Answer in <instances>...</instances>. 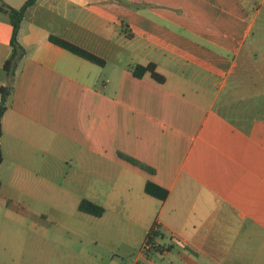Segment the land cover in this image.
Returning <instances> with one entry per match:
<instances>
[{"label": "crops", "instance_id": "0c3cea01", "mask_svg": "<svg viewBox=\"0 0 264 264\" xmlns=\"http://www.w3.org/2000/svg\"><path fill=\"white\" fill-rule=\"evenodd\" d=\"M122 17L142 50L180 60L144 62L163 83L134 77L121 60L99 77L48 39L103 56L125 49L111 38ZM10 36L0 12V86ZM18 41L26 52L2 116V158L23 167L47 141L66 161L58 194L70 204L19 186L45 209L7 200L14 213L0 223V264H264V0H36ZM146 181L167 197L146 194ZM82 199L103 214L81 212ZM68 209L79 218L62 220ZM154 225L159 248L142 253Z\"/></svg>", "mask_w": 264, "mask_h": 264}, {"label": "rangeland", "instance_id": "374dc122", "mask_svg": "<svg viewBox=\"0 0 264 264\" xmlns=\"http://www.w3.org/2000/svg\"><path fill=\"white\" fill-rule=\"evenodd\" d=\"M120 2V1H119ZM123 4V2H120ZM130 6V5H129ZM123 21L121 20L119 25L116 26L117 33L115 36H112L113 41L117 45H121L123 48H115L116 51L114 52H103L102 58L105 60L104 67L99 66L97 64H90L92 67L99 71V74L103 75V72H107L109 67L113 65L116 60H121L124 62H130L132 65L139 63L144 64V62L148 60H156L161 65L162 62L167 60L171 66L179 68V64L181 63L178 59H166L162 57V54L151 52L148 49L142 50L143 43L139 40L138 37L133 39L128 37V25L126 24L128 20L125 17H122ZM86 71V68H83ZM91 72L93 73L94 70L92 69ZM5 74V72H4ZM98 74V75H99ZM9 78V77H8ZM13 82V76L9 78L8 83ZM55 147H50L47 141L41 140L37 143L36 148L32 153V158L30 159V163L26 165H16L11 162L9 156H5L2 158V162L0 164V223L1 225H11V215L14 212L11 210L9 213L5 206L6 201L12 200L15 203L26 202L31 204V206H35L39 210H44L43 202L38 201L35 198L26 197L22 195L17 188L19 186H26L28 185L29 189L33 194L38 195L41 199H52L56 200L57 202L61 203H68L69 202H62L59 199L58 189L65 183L66 180L62 179L61 174L63 172V163L66 162L64 159H61L63 156H56ZM60 154V153H59ZM61 155V154H60ZM76 163H71L70 170L72 171L73 167ZM62 165V166H61ZM16 166V167H15ZM13 171L20 172L22 175L14 176ZM73 175V174H71ZM72 182V179L69 181ZM87 183V181H85ZM72 186V185H71ZM80 189L79 187H76ZM89 191L90 188H87ZM84 192V191H82ZM52 202V201H51ZM54 203V202H53ZM60 212H50V215L59 216ZM60 217L62 220L69 221L78 219L79 216L76 214L74 209H68L67 213H61ZM33 220H38L34 218ZM133 259V256L131 257Z\"/></svg>", "mask_w": 264, "mask_h": 264}, {"label": "trees", "instance_id": "16d2710c", "mask_svg": "<svg viewBox=\"0 0 264 264\" xmlns=\"http://www.w3.org/2000/svg\"><path fill=\"white\" fill-rule=\"evenodd\" d=\"M35 2L36 0H25L21 6L13 7L0 0V12L6 15L7 21L11 25V36L9 41L11 50H10V54L5 59L2 65L4 72L7 74L9 78H11L14 75L15 69L19 61L25 55L26 51L18 41V32L26 10L30 6H32ZM48 39L53 44L63 49H66L72 54L77 55L94 64H97L99 66H104L105 64V60L101 56L67 39H64L60 36L53 34H50ZM130 70L132 75L137 78H140L148 74L153 80H155L158 83H163L165 81V77L156 70V64L154 62H148L147 64L136 63L134 65H131ZM12 88H13L12 83H8L6 85L0 86V138L2 134V116L4 112L7 110L8 98L11 95ZM118 156L149 173L154 172V169L152 167H150L146 163L137 160L132 156L126 155L121 152H118ZM1 162H2V151L0 146V164ZM0 187H1V181H0ZM144 192L159 200L165 199L168 195V190L166 188L161 187L152 181H146V183L144 184ZM6 203L8 205L11 204L10 201H7ZM78 209L81 212L91 214L94 216H101L104 212V209L101 205L93 201H90L88 199H82L78 204ZM155 236H156V230L152 228L148 232L145 240L151 243L153 246H151L152 248L148 249L146 253H149L150 251L158 250L159 245L154 241Z\"/></svg>", "mask_w": 264, "mask_h": 264}, {"label": "built area", "instance_id": "2783aa9c", "mask_svg": "<svg viewBox=\"0 0 264 264\" xmlns=\"http://www.w3.org/2000/svg\"><path fill=\"white\" fill-rule=\"evenodd\" d=\"M153 229H154V230H157V225H154ZM151 246H153V245L145 240V241L143 242L142 246H141L140 251H141L142 253H146V251H147L148 249L152 248ZM126 264H140V263L137 262V261H133V262L126 263Z\"/></svg>", "mask_w": 264, "mask_h": 264}]
</instances>
